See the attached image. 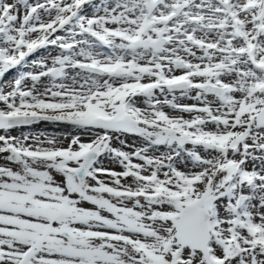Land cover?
<instances>
[{
  "label": "snow or ice",
  "instance_id": "1",
  "mask_svg": "<svg viewBox=\"0 0 264 264\" xmlns=\"http://www.w3.org/2000/svg\"><path fill=\"white\" fill-rule=\"evenodd\" d=\"M0 264H264V0H0Z\"/></svg>",
  "mask_w": 264,
  "mask_h": 264
},
{
  "label": "rangeland",
  "instance_id": "2",
  "mask_svg": "<svg viewBox=\"0 0 264 264\" xmlns=\"http://www.w3.org/2000/svg\"><path fill=\"white\" fill-rule=\"evenodd\" d=\"M44 127H50V126L41 125V128H44Z\"/></svg>",
  "mask_w": 264,
  "mask_h": 264
}]
</instances>
